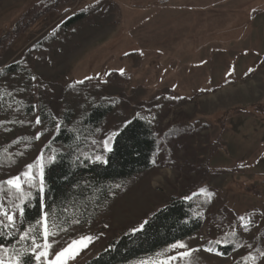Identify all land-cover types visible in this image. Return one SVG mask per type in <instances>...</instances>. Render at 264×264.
I'll return each mask as SVG.
<instances>
[{"label": "rangeland", "instance_id": "1", "mask_svg": "<svg viewBox=\"0 0 264 264\" xmlns=\"http://www.w3.org/2000/svg\"><path fill=\"white\" fill-rule=\"evenodd\" d=\"M35 6L43 12L33 19ZM25 15L22 31L0 50V68L28 64L35 112L42 101L56 130L65 108L77 115L84 100L110 99L112 109L93 140L103 144L143 117L151 120L158 145L152 167L114 184L90 223L62 231L49 221L55 233L49 236V258L91 235L92 242L68 262L82 264L112 237L139 229L171 199L192 197L207 206L201 228L127 264H253L244 259L250 253L255 264H264V0H0V38ZM74 16L79 17L65 23ZM111 72L119 77L107 82ZM85 77L97 78L93 89L69 90ZM36 119L37 114L33 129L24 131L34 141L23 143L7 179L33 164L39 182L55 130L43 131ZM179 119L192 130L165 134ZM241 216L243 223L251 218L248 230ZM222 229L242 236L228 255L209 244ZM37 242L43 244L42 234ZM177 242L186 247L172 248ZM180 252L190 255L168 259Z\"/></svg>", "mask_w": 264, "mask_h": 264}, {"label": "trees", "instance_id": "2", "mask_svg": "<svg viewBox=\"0 0 264 264\" xmlns=\"http://www.w3.org/2000/svg\"><path fill=\"white\" fill-rule=\"evenodd\" d=\"M43 11L35 6L31 14L37 18ZM26 16L0 38V50L7 47L26 24ZM79 16L69 18L70 23ZM119 77L117 72L107 75V82ZM32 73L28 64L15 62L0 68V181H6L10 170L16 166L25 148L23 143H32L34 136L24 133L35 125V114L41 120L43 131L55 130L56 121L46 105L39 101L37 112L33 104ZM83 79L69 90L93 89L97 78ZM102 82H106L102 81ZM100 81V83H102ZM159 108V107H157ZM112 109L110 99L84 100L81 112L76 115L69 107L62 113V121L46 147L47 157L43 164V193L36 178L27 201L24 227L36 226L42 209L49 213V221L56 223L62 231L71 224L90 223L95 208L109 200L114 184L130 178L153 165L157 151V137L150 119L134 117L114 136L111 151H105L101 141L93 140L96 129ZM192 125L185 119L171 122L168 132H188ZM21 131V134H18ZM95 141V143H93ZM52 146L56 149L52 150ZM217 149L213 150V152ZM88 154L92 159H84ZM100 155L101 160L95 156ZM55 159H51V157ZM7 195H14L7 191ZM27 191V189H25ZM194 197V196H193ZM9 207V204H5ZM206 204L197 205L195 198H173L151 213L137 230H126L112 237L98 254L82 264H127L135 259L152 255L162 247L191 236L202 226L201 210ZM234 233V235H230ZM228 239L229 243L216 244ZM18 239V236L15 238ZM242 241L241 233L234 229H222L212 245L222 255H228L233 245ZM0 237V243L10 245Z\"/></svg>", "mask_w": 264, "mask_h": 264}, {"label": "snow or ice", "instance_id": "3", "mask_svg": "<svg viewBox=\"0 0 264 264\" xmlns=\"http://www.w3.org/2000/svg\"><path fill=\"white\" fill-rule=\"evenodd\" d=\"M123 69L120 70L123 74ZM252 71V69H249ZM35 79V77H33ZM85 79H91L85 77ZM77 83H83V81H78ZM36 123H41L39 117L36 119ZM59 128L60 125L58 124ZM116 133H112L110 136L106 137L103 141V147L105 151H111L109 144ZM40 133L37 134L38 139ZM95 143V141H93ZM55 159V157H51ZM84 159H92L88 154H84ZM96 160H101L100 155L95 156ZM33 164L26 166V170L16 176H12L6 181H0V237H3L9 241H15V244H21L26 241H30L28 247L16 248L10 247L4 243H0V264H68V262L76 257L79 252L88 246L92 242L93 237L91 235L81 236L76 240H73L68 246L62 248L60 251L55 252L53 258L50 257V249L52 245L49 243V236L55 233L50 232L51 225L49 224V213L42 212L41 218L37 220L36 226L28 225L24 227L23 231L20 230L21 226L24 224L26 204L31 197V189L35 186L36 175L33 173ZM5 185H7V191L14 193V195H7L5 192ZM25 189H28L27 191ZM39 193L45 191L44 179H43V165H40L39 173V187L37 189ZM205 191V190H201ZM213 193L207 192V196L211 197ZM9 204V207H5V204ZM241 227L244 230H248L250 224L252 223L251 218L248 219L247 223L245 217H239ZM78 222V221H77ZM37 228L41 229V232H37ZM42 234L43 244L37 242L38 235ZM234 235V233L230 234ZM18 236V239H15ZM213 242H209L211 245ZM214 243L228 244L229 241L225 238L223 241L217 240ZM184 248L185 244L177 242L172 245V248ZM207 251H213V248L209 246ZM222 254V253H221ZM190 255L188 252H180L176 257H168L169 260L177 259L178 257H184ZM260 257H264V251L259 252ZM245 260H252L253 264L257 260L256 256L251 255V253L244 257Z\"/></svg>", "mask_w": 264, "mask_h": 264}, {"label": "crops", "instance_id": "4", "mask_svg": "<svg viewBox=\"0 0 264 264\" xmlns=\"http://www.w3.org/2000/svg\"><path fill=\"white\" fill-rule=\"evenodd\" d=\"M161 1H164V0H161Z\"/></svg>", "mask_w": 264, "mask_h": 264}]
</instances>
